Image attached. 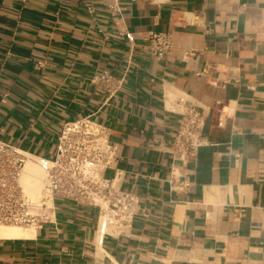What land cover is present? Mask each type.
Segmentation results:
<instances>
[{"label": "crops", "instance_id": "0c3cea01", "mask_svg": "<svg viewBox=\"0 0 264 264\" xmlns=\"http://www.w3.org/2000/svg\"><path fill=\"white\" fill-rule=\"evenodd\" d=\"M150 32L172 50L149 55ZM102 71L124 78L115 95ZM180 99L203 116L184 165L169 154ZM86 115L148 216L100 243L95 207L55 199L54 223L0 237V264H264V0H0V139L50 157L61 123Z\"/></svg>", "mask_w": 264, "mask_h": 264}, {"label": "built area", "instance_id": "2783aa9c", "mask_svg": "<svg viewBox=\"0 0 264 264\" xmlns=\"http://www.w3.org/2000/svg\"><path fill=\"white\" fill-rule=\"evenodd\" d=\"M87 10L93 12V7L88 6ZM124 36L129 42L134 41L133 33L124 32ZM146 41L145 49L154 57L161 58L173 48L170 32H150ZM37 64L41 66V62ZM97 79L109 96L115 95L124 81L123 77H115L109 71H102ZM179 103L183 109L169 154L184 165L204 143L201 137L203 116L183 99L176 105ZM26 154L0 139V224L42 228L55 222L54 200H70L97 209L96 231L101 243L107 235H124L139 212L148 216L147 211L140 208L138 195L120 188L118 147L108 140L107 128L91 115L63 121L52 155L38 157L45 173L38 199L30 197L19 182ZM107 170H112L113 175L106 176ZM177 170L171 169L168 184L170 190L184 192L189 182Z\"/></svg>", "mask_w": 264, "mask_h": 264}, {"label": "bare ground", "instance_id": "6f19581e", "mask_svg": "<svg viewBox=\"0 0 264 264\" xmlns=\"http://www.w3.org/2000/svg\"><path fill=\"white\" fill-rule=\"evenodd\" d=\"M27 160L25 161L23 170L19 177V182L33 199H38L41 196V189L45 173L38 163V157L26 154ZM35 234L33 227H19L15 225L0 224V237L15 238V237H31ZM99 237L97 236V241Z\"/></svg>", "mask_w": 264, "mask_h": 264}]
</instances>
